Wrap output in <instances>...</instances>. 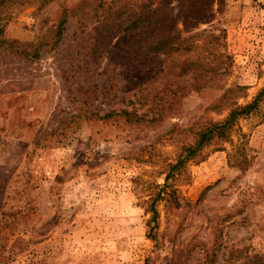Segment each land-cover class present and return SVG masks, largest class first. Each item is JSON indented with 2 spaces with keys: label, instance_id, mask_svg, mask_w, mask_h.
Listing matches in <instances>:
<instances>
[{
  "label": "rangeland",
  "instance_id": "1",
  "mask_svg": "<svg viewBox=\"0 0 264 264\" xmlns=\"http://www.w3.org/2000/svg\"><path fill=\"white\" fill-rule=\"evenodd\" d=\"M199 1L195 30L226 36L222 82L245 86L239 103L251 100L264 85V0ZM74 2L18 8L1 35L0 264H264V108L238 120L224 150L207 146L204 159L186 162L174 183L180 206L160 200L148 223L165 164L191 147L183 130L225 115L207 108L223 89L190 91L178 113L130 125L117 113L156 116L143 104L152 86L138 85L164 73V55L142 48L144 29L109 36L99 21L70 16L55 46L21 55L39 21L48 26ZM170 2L180 17V0Z\"/></svg>",
  "mask_w": 264,
  "mask_h": 264
},
{
  "label": "trees",
  "instance_id": "2",
  "mask_svg": "<svg viewBox=\"0 0 264 264\" xmlns=\"http://www.w3.org/2000/svg\"><path fill=\"white\" fill-rule=\"evenodd\" d=\"M52 1L0 0V45L6 41L1 35L15 10L33 5L34 14H39ZM180 3V17L170 13V0H110L108 5L104 0H75L72 5L61 3L53 22L46 26V19L39 21L40 30L36 40L25 45L30 48V52L21 49L25 60L37 59L42 47H53L60 41L70 16H76L81 25L90 20L99 21L108 30L109 36L114 30L133 32L142 28L147 31L142 48L150 54L164 55L165 66L160 71L164 73L159 75L158 71L147 76L138 85L143 91L147 90L146 85L152 86L144 96L143 104L151 103V107L157 109L156 116L149 118L146 113L137 114L128 110L117 113L130 125L136 122H154L178 113L181 97L190 91H199L205 87L223 89L220 96L207 108L219 114L225 112V115L216 120H197L183 130L191 138V147L181 158L165 164L163 183L154 196L146 200V211L151 215L148 223L157 220L156 206L160 200L172 203L175 208L180 206L174 183L187 175L184 169L186 162L204 159L201 152L207 146H212L214 150H224V144L230 141L238 120L258 114L264 108V85L251 100L239 103L238 98L244 95L245 86L234 83L227 87L222 82L232 60L229 58L223 30L219 34L207 29L195 30L201 22L204 5L199 0H180ZM154 82H157L155 87L152 84ZM112 115L113 112L102 116L93 112L88 117L106 119ZM243 147H236V152L242 156L236 161V165L244 169L247 159Z\"/></svg>",
  "mask_w": 264,
  "mask_h": 264
}]
</instances>
